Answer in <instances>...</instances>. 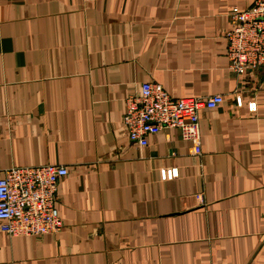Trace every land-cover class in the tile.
Instances as JSON below:
<instances>
[{"label": "crops", "instance_id": "1", "mask_svg": "<svg viewBox=\"0 0 264 264\" xmlns=\"http://www.w3.org/2000/svg\"><path fill=\"white\" fill-rule=\"evenodd\" d=\"M253 0H0V176L65 165L56 233L0 230V264H264V78L228 67ZM145 82L221 94L200 143L123 122Z\"/></svg>", "mask_w": 264, "mask_h": 264}, {"label": "built area", "instance_id": "2", "mask_svg": "<svg viewBox=\"0 0 264 264\" xmlns=\"http://www.w3.org/2000/svg\"><path fill=\"white\" fill-rule=\"evenodd\" d=\"M224 32L228 67L239 76L261 72L264 78V0L232 10ZM225 102L221 94L205 97L171 96L158 83L145 82L127 102L123 122L131 141L149 144L156 130L172 127L183 139L199 144L200 112ZM68 175L65 165L14 166L0 176V230L11 236H41L64 225L57 206L59 185Z\"/></svg>", "mask_w": 264, "mask_h": 264}, {"label": "rangeland", "instance_id": "3", "mask_svg": "<svg viewBox=\"0 0 264 264\" xmlns=\"http://www.w3.org/2000/svg\"><path fill=\"white\" fill-rule=\"evenodd\" d=\"M124 117V116H123Z\"/></svg>", "mask_w": 264, "mask_h": 264}]
</instances>
